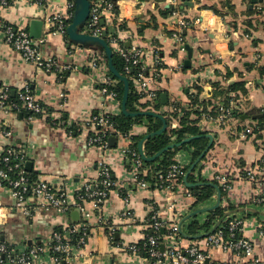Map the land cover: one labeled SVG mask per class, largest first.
Returning <instances> with one entry per match:
<instances>
[{
	"label": "crops",
	"instance_id": "0c3cea01",
	"mask_svg": "<svg viewBox=\"0 0 264 264\" xmlns=\"http://www.w3.org/2000/svg\"><path fill=\"white\" fill-rule=\"evenodd\" d=\"M109 1L118 13L104 12L101 21L105 27L116 31L120 41L142 51L141 62L150 76L156 69L154 52L156 49L159 51V63L163 65L158 71L160 77L152 78L149 87L160 94V108L158 113L153 110L145 112L159 116L171 113L174 103L191 111L190 117L197 119L198 127L208 131L207 135L213 138L211 148L195 168L194 179L213 180L216 174H225L231 179V188L225 197L219 198V202L216 191L210 200L194 208L187 188L190 184L184 179L174 182L172 189H140L132 183L131 165L121 154V149L128 146L131 139L118 136L107 148L87 146L84 141L95 130L81 127L84 121L91 115L121 113V103L103 95L100 90L109 71L105 49L94 41L71 40L67 31L57 34L53 26L45 22L46 16L58 14L65 17V0H46L44 7L17 0L6 7L0 6V17L28 33L30 22L41 19L42 35L36 40L41 41L37 47L45 58L55 59L61 68L46 73L25 63L17 51L0 43V83L13 91L27 85L45 110L44 115L32 121H28L24 113L0 110V152L6 143L23 151L26 161L32 163L31 173L43 175L54 188H63L70 201L76 190L96 181L97 163L103 160L116 183L129 190V197L124 201L116 191H111L99 209L86 203L85 209L90 212V217L85 220L75 208L61 213L53 208L36 207L33 198L27 200L32 210L25 215L14 208L7 191L0 188V236L8 244L24 248L43 242L54 230L64 231L73 224H86L88 233L82 255H74L66 264H148L146 255L128 254L111 247L106 229L99 221L111 222L120 241L136 243L143 240L149 230L146 219L155 212L167 225L178 221L180 238L172 239L173 243L177 242L179 247L194 243L208 253V264H247L246 258L231 252L207 249L204 240L191 241L183 231V227L193 219L204 221L207 209L232 205L236 209L226 216L238 213L244 217L243 236L252 243L253 254L264 262V237L258 234L264 227V203L255 201L264 196V185L244 178V173L254 169L264 156V121L259 132L241 139L227 127L193 116V111L202 110V107H194L190 102L192 96L199 102L209 101L216 105L221 100L212 96L210 84L217 82L225 88L235 82L241 88L229 95L237 96L232 101L237 113L248 116L262 114L264 117V74L260 73L264 70V11L260 9L264 0H254L256 3L252 0H190L193 7H183L187 18L202 17L204 22L185 32L184 44L192 48L188 68L184 65L186 51L178 49L169 35L170 13L160 14L167 5L166 0ZM121 21L126 22V29L117 32ZM206 22L212 26H207ZM77 33L89 35L80 27ZM110 48L115 51L113 46ZM93 60L97 62L95 68ZM226 74L230 75L228 82ZM195 87H200L201 92L197 93ZM146 101L150 100L141 98L140 103ZM231 122L232 127L241 131L253 120L233 117ZM176 124L171 122L172 127ZM75 127H79V131L70 132ZM4 129L10 131L9 138L3 136ZM130 135L143 139L148 131L144 125H135ZM176 158L190 165L191 149L179 150L174 156ZM170 205H173L172 209ZM127 211L131 218L120 221L121 213Z\"/></svg>",
	"mask_w": 264,
	"mask_h": 264
},
{
	"label": "built area",
	"instance_id": "2783aa9c",
	"mask_svg": "<svg viewBox=\"0 0 264 264\" xmlns=\"http://www.w3.org/2000/svg\"><path fill=\"white\" fill-rule=\"evenodd\" d=\"M17 0H0V6L6 7ZM31 5L44 7L46 0H22ZM66 15L62 17L58 14L46 16L45 22L53 26V30L57 34H64L66 26L64 19H72L74 15L75 3L72 0H65ZM89 15L83 25V32L95 37H101V15L104 12L112 13L114 5L109 0H88ZM166 4L172 7L170 12L172 23L170 37L173 39L175 46L184 50V32L195 25L203 24L204 19L195 17L188 19L186 12L181 8V0H166ZM264 11V5L260 7ZM206 25L211 27L209 23ZM41 42L30 37L26 29L16 27L6 22L0 17V43L5 44L17 51L25 63L42 69L46 73L58 71L61 67L55 59L45 58L37 47V43ZM107 43L113 46L118 55L123 59L124 70L128 78L133 82L135 89L141 98L154 101L157 98V92L150 89L149 83L153 78L158 79L159 69H155L151 76L148 74L146 67L141 62L142 51L132 45L123 46L122 41L116 35V31L109 30ZM155 64H160L159 55L154 52ZM92 66L97 67V62L93 60ZM132 68L136 69L135 74L131 75ZM65 69V67H63ZM120 82L112 80L106 76L100 88L103 95L115 99V93L108 90V87ZM13 90L5 84L0 83V110L5 113L23 112L26 113V119L32 121L36 117L45 114L42 105L37 101L32 91L27 85L16 89L17 98L12 100L10 95ZM14 92V93H15ZM232 109H236L232 102L230 106H226L222 101L218 102L213 111L214 114H200V119L215 124L219 127H227L233 134H237L241 139L252 135L253 128L249 125L245 126L241 131H237L232 127ZM237 110V109H236ZM81 127L95 130L85 139L87 146H97L107 148L108 142L105 133L113 132L114 127L110 121L109 114L91 115ZM73 130L79 131V127ZM2 134L5 138L10 137V131L4 129ZM119 134V133H118ZM123 137L131 139L129 135ZM131 143V140H130ZM124 159L128 160L132 170V183L140 189H147L150 185L148 181L143 180L145 175L144 161L136 149L130 144L121 149ZM26 155L23 151L17 149L10 143L1 149L0 152V188L7 191L9 197L13 200L14 208L21 211L25 215L31 213L32 208L28 205L27 200L33 198L36 207L53 208L58 212L65 213L75 208L79 210L84 219L90 217V212L85 209V204L90 203L95 209H99L109 197L111 191L124 200L128 201L129 190L124 185H119L112 180L110 168L103 160L97 163V179L93 184L86 183L73 194V199H68L67 192L60 187H52L50 183L41 174H32L25 169ZM188 163H184L179 159L174 162L164 172L157 173V181L165 183L160 185L159 189L173 188L174 182L184 179ZM244 178L258 185H264V156L261 157L254 169L245 172ZM214 179L219 187L227 192L231 188V179L225 174H216ZM124 194V196H122ZM257 203H264V196L256 198ZM170 209L173 205H170ZM131 218L130 213L123 212L119 217L120 221ZM224 225L220 223L218 226L204 238L207 249L216 248L223 252H231L238 257L246 258L247 264H264L258 257L253 254V246L248 238L243 236L244 217L238 213L227 216ZM100 224L105 227L107 240L111 247L121 250L124 253L135 254L141 253L139 243H124L116 237V227L109 221L101 219ZM149 229H153L155 234L144 235V248L146 249V257L148 264H208V253L199 249L195 244H189L179 247L177 242L172 239H179L181 226L178 221H174L170 228L172 235L167 237L166 243L161 244L160 235L157 231L165 225L154 212L151 217L146 219ZM88 233V227L83 225H71L64 231L54 230L50 237L38 244H31L24 248H17L8 244L0 236V264H66L74 255H82L81 250L85 244ZM260 236L264 237V227L258 231ZM175 237V238H174ZM169 239V240H168ZM163 245V248L161 246ZM236 264V263H232Z\"/></svg>",
	"mask_w": 264,
	"mask_h": 264
},
{
	"label": "trees",
	"instance_id": "16d2710c",
	"mask_svg": "<svg viewBox=\"0 0 264 264\" xmlns=\"http://www.w3.org/2000/svg\"><path fill=\"white\" fill-rule=\"evenodd\" d=\"M157 1L165 2V0H157ZM112 12L115 15L118 13L116 7H113ZM168 13L170 12L166 8L160 10V14L163 16L167 15ZM152 18L154 20V17ZM70 23H71V19H64V24L66 28ZM249 24L250 23H248L247 25ZM101 28H103L101 38H103L107 42L108 33L110 29L105 27L104 24L103 25L101 24ZM125 29H126V22L121 21V23L117 25V30H119L117 32H120ZM104 31L106 32L105 35H103ZM121 44L123 46H126L125 42ZM157 50L158 49H156L155 52L159 55V51ZM111 63L113 68L117 71V73L122 77H125L128 81V92H127V99L125 105L126 111L128 113H143L147 110H153L154 112L158 113V110L160 108V103H159L160 94L158 93L157 98L152 102L146 101L144 103H140L141 96L135 89L133 82L131 81L130 78H128V75L124 70L125 63L123 59L118 55V53L114 50H112ZM162 66H163L162 64H157L156 69H159ZM132 69L133 70L131 72V75L135 74L136 72L135 68ZM260 73L264 74V70L262 69ZM107 76L110 77L112 80L117 79L113 76V74L110 71H108ZM229 79H230V75L226 74L225 80L228 82ZM210 85L213 89L212 96L214 98L219 97L220 100L223 102V104L226 106H230V103L237 99V96H230L229 93L230 92L236 93L239 87L241 88V85L235 82L227 84L225 88H222V86L217 82L211 83ZM100 87H102V84L100 85ZM195 88L197 93L201 92L200 87H195ZM108 90L114 92L115 99L119 103H121L123 91H124L122 82L115 83L114 85L108 87ZM15 91L16 90H14L10 95L12 100H16L17 98V92ZM190 100L192 106L202 107V110L193 111L194 112L193 116L199 118L201 112L203 111L205 113L214 114L213 111L216 105H213L209 101L199 102L196 100V97H192V96L190 97ZM149 106H151V108H149ZM172 108L173 109L171 113H167V114L161 113V116L166 122V129L161 134L150 136L143 141L142 150L144 155L149 158L170 144H178L181 143L183 140L191 137L193 139H191L187 143H184L180 146L165 151L162 155H160L158 158H156V160L152 162H144L145 175L143 176V180L148 181L150 183L149 187L159 188L160 185L162 186L165 185V183H161L160 181H157V173L164 172L165 170H167V168L174 162V156L179 150L185 148L191 149V159H192V163H194V161H196L200 157V155L204 152V150L206 149L209 143V138L207 137L208 131L201 130L198 127L196 123L197 119L190 117V115L192 114L191 111L185 110V108L181 107L177 103L172 104ZM232 110L233 111H231L230 115L234 118L240 119L242 113H237L236 109H232ZM25 114L26 113H24V115ZM110 121L113 124L115 131L105 133L107 142L111 137L117 138L118 136L129 135L131 138L130 146L133 149H136L137 151H138L137 145L141 140V138L130 135L133 126L144 125L147 128L148 134H151L160 130L163 125L162 120L157 116L143 115V114L130 116V115H124L122 112L117 115H110ZM263 121H264V117L262 116L260 118L253 120V123L255 124L252 123L249 126L253 128L254 130L253 132L255 131L259 132L263 127ZM171 122H176L177 123L176 126L172 127ZM240 129L241 128L239 127L238 130ZM74 132L76 133L75 130L72 131V133ZM192 163L187 167L186 172L189 170ZM197 165L195 166V168L197 167ZM195 168L190 173L187 174V178H186V182L190 184L188 185L187 188L190 196L193 198L194 208L201 204L206 203L213 196H215L217 188L219 187L215 179L213 180L200 179L198 181L195 180L194 179ZM111 177L112 180H115L112 173H111ZM218 189L220 191V197L222 199L223 197H225L226 192L223 191L220 187ZM122 196H124V194H122ZM235 209H236L235 207L229 205L228 207L217 206L216 208L209 210L204 221L200 222L197 219H193L189 221L185 225V227H183L185 236L189 237L191 241L204 240L206 235L212 232L216 227V225H218V223L224 225L225 223L223 219L227 217L226 214L228 212H233ZM153 213H150L147 218L151 217ZM162 229H164L163 233L161 232L160 229L159 231H157L156 234L160 235V242L161 244L165 245L167 237L171 236L172 232L170 228H168V225L166 223ZM146 232L148 234H155L153 229L151 228ZM138 243L140 246L141 254L146 255L147 254L146 249L143 246L144 241L141 240Z\"/></svg>",
	"mask_w": 264,
	"mask_h": 264
},
{
	"label": "water",
	"instance_id": "95a60500",
	"mask_svg": "<svg viewBox=\"0 0 264 264\" xmlns=\"http://www.w3.org/2000/svg\"><path fill=\"white\" fill-rule=\"evenodd\" d=\"M73 1L75 3L74 15H73V17L71 19V23L66 28L67 34H68V36H69V38L71 40H75V41H94V42H97L100 46H102L105 49L106 56L108 58V69H109V71L113 74V76L115 78H117V80H119L123 84L124 91H123V96H122V101H121V112L124 115H130V116H136V115H139V114L157 116L163 122V125H162L160 130H158V131H156L154 133L146 135L143 139H141L139 141V143L137 145V148H138V152L141 155V158L143 159V161L144 162H152V161L156 160V158H158L160 155H162L165 151H167L169 149H172L174 147L180 146V145H182L184 143L189 142L191 139H193L191 137V138H187V139L183 140L181 143L170 144V145L164 147L163 149L158 151L155 155H153L152 157H149V158L144 155L143 150H142L143 141L146 138L150 137V136L161 134L166 129V122L164 121L163 117H161V116H159V115H157V114H155L153 112L128 113L126 111L125 105H126L127 92H128V81H127V79L125 77H122L121 75H119L117 73V71L113 68L112 63H111L112 50H111L110 46L108 45V43L103 38L95 37V36H89V35H82V34H78L77 33L78 28L79 27L82 28L83 25L85 24V22H86V20L88 18V15H89V8L90 7H89V1L88 0H73ZM181 2H182L181 8H183V7L192 8L193 7V3L190 0H181ZM252 2L256 3L254 0H252ZM258 2H262V0H258ZM165 8L168 9L169 12H171V10H172V7L170 5H168V4L165 6ZM101 24L102 25L104 24L103 21H101ZM42 26H43V21L41 19H33L30 22V28H29L30 37L35 39V40L40 39V37L42 35ZM105 34H106V32L104 31L103 35H105ZM183 34L185 35V32ZM127 45H129V44H127ZM184 50L187 53V58L184 61V65H185L186 68H188L190 66V61H191V58H192V48L189 45L185 44L184 45ZM163 97H164V95H162L161 98H163ZM261 116H262V114H257V115H252V116H248V115L244 114V115L240 116V119L241 120H248V119L255 120V119H257L258 117H261ZM207 137L209 138V143H208L206 149L200 155V157L196 161H194V163H192V165L190 166L189 170L187 171V173H186V175L184 177V181H186L187 174L190 173L195 168V166L199 163V161L203 158L204 154L207 152V150L211 146L213 138L210 135H207ZM113 142H115L114 138L113 137L109 138L108 145L112 146ZM25 169L27 171H29V172L32 171V163L30 161H26L25 162ZM217 196H218V202H219L220 191H219L218 188H217ZM213 208H215V207H213ZM210 209L211 208H209L207 210H210ZM217 226L218 225H216V227ZM163 231H164V229H161L162 233H163ZM116 237L118 238V234L116 235ZM161 248H163V245L161 246Z\"/></svg>",
	"mask_w": 264,
	"mask_h": 264
}]
</instances>
